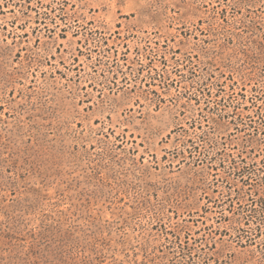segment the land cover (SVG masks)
<instances>
[{
    "label": "rangeland",
    "instance_id": "obj_1",
    "mask_svg": "<svg viewBox=\"0 0 264 264\" xmlns=\"http://www.w3.org/2000/svg\"><path fill=\"white\" fill-rule=\"evenodd\" d=\"M33 3L0 4V264H264V233L244 219L262 175L233 168L264 154V0ZM238 27L253 37L240 53L252 87L206 103L209 73L238 63ZM65 37L70 50L45 46ZM137 53L139 66H120ZM86 57L101 61L87 79ZM175 60L179 96L156 88ZM121 88L131 108L102 113ZM180 214L187 231L169 232Z\"/></svg>",
    "mask_w": 264,
    "mask_h": 264
},
{
    "label": "snow or ice",
    "instance_id": "obj_2",
    "mask_svg": "<svg viewBox=\"0 0 264 264\" xmlns=\"http://www.w3.org/2000/svg\"><path fill=\"white\" fill-rule=\"evenodd\" d=\"M40 0H34L33 3V7L36 6L37 3H39ZM180 2H183V0H178V3L174 5V7H179ZM241 2V0H216V4H220L221 7H227V8H232L234 6H238L239 3ZM3 3V0H0V4ZM209 6L211 7H215V5L213 4V0H208ZM221 15H223V13H221ZM241 15H243V13H241ZM223 21H221L222 23ZM21 23H23V21H21ZM242 21H237V25L239 26V24H241ZM35 27V25H34ZM204 27L206 28V30L208 31H212L213 30V25L211 24V22L209 20H207V18H205V23H204ZM238 31H239V35L236 36L237 41H242L241 43H237L236 48L232 49L233 54L236 56V60L238 63H236L235 65L230 64V63H226L224 65V69H220L219 66H217V71L219 73V75L215 78V80L213 81L212 79V73H209L207 81L204 82V86L207 87L208 89V94H209V101H206V103H220L221 105L224 104L225 100L231 102L233 100H235L236 96L242 95L243 94V90L245 88H250L252 87L250 81L246 83V81H248V77L244 75V73L240 70V66L244 65V61L240 56V53H243V55L247 56L248 52L246 51V49H250L252 47V45L248 44V40L249 39H253V37L251 36V34H248L247 38H245V29L244 28H239L238 27ZM61 35H64V33H61ZM261 40H264V37H261ZM257 46L260 49L261 52V56L264 57V43H261L260 41H256ZM46 47H49V50L51 51V49L53 48H60L61 50L63 49H71L73 47L72 45V41L71 39H68L67 37H65L64 41H53V43L48 46L45 45ZM182 47H184L185 49H187L188 51L186 52V56L187 55H196V52L193 51L192 49H189L188 43L185 42L181 45ZM112 51H115L114 48L111 49ZM203 50V49H202ZM73 59H76V54L75 53H69ZM129 53L127 50H125L124 52V56H128ZM163 55V54H161ZM169 55H171L173 58H175V53H170ZM155 58V54H153L152 56L149 57V62L151 59ZM48 58L44 59V62H47ZM165 59H167V57H165ZM63 60V58H62ZM69 64L73 63V60H68ZM79 65L84 69L83 72H81V75L85 76V79L88 78L87 74H92L95 75L96 74V65L100 64L101 61L99 59L95 60V63H93V58L92 57H86V60H79L78 61ZM141 63L140 61V54L137 53L136 55L132 56L130 60L128 61H121V67H123L126 71H130V65L132 64H136L137 66H139ZM181 64V61L179 60H175L174 63H170L169 64V68L171 69V71L168 73V76L166 77V79L168 80L167 86L166 87H162V85H164V79H162L161 81L156 83V88L160 89L164 94L169 95L170 91L171 94L177 95L179 96V93L177 92V89L173 87V77H172V73L175 72L176 76H179L181 80H184L185 76L187 75V73H181L180 69H179V65ZM75 66V65H73ZM162 66V65H161ZM112 68L111 66H108V71H111ZM249 72H252V69L249 68L248 69ZM239 76L240 79L237 80L236 77ZM259 76L260 79L262 81H264V58L261 59V67L259 69ZM154 79V77H153ZM189 83L191 82L190 80L188 81ZM178 83V82H177ZM239 85V87H238ZM83 88H85L86 90V85L82 86ZM233 90H235V95L233 93ZM120 91L123 93V95L119 96V97H113L111 99H108L107 97H105L103 100L100 101L99 104V110L103 113L105 110H112L115 111L117 107L120 108L121 111L124 110L125 107L127 108H131L132 104L129 103V100L135 96V92H133L131 89L127 92H125V90L123 88L120 89ZM141 91H143V89H141ZM185 95H187V89H183ZM145 96H147V93H145ZM261 100H262V106H264V93L261 94ZM136 101L133 100V103H135ZM243 101H236L235 106L239 107L241 104H243ZM201 111L203 112V109H201ZM189 118H191V113L189 112ZM179 142H183L182 140H180ZM193 171H195L193 169ZM200 176H203V173L199 174ZM259 195L261 197H264V187L260 188V193ZM262 203H264V200H262ZM205 208L207 209V205H205ZM210 211V209H207ZM169 232H175L177 234L179 233H184L187 231V227L184 224V217L183 214H180L179 218L175 221H169ZM143 259V258H141Z\"/></svg>",
    "mask_w": 264,
    "mask_h": 264
},
{
    "label": "trees",
    "instance_id": "obj_3",
    "mask_svg": "<svg viewBox=\"0 0 264 264\" xmlns=\"http://www.w3.org/2000/svg\"><path fill=\"white\" fill-rule=\"evenodd\" d=\"M258 114H260V113H258ZM261 116L263 118L264 114L263 115L261 114ZM231 161H232V163L234 165H236L235 164V162H236L235 159H232ZM240 161H242L243 165L241 167L233 166V168H235V172L238 173V174L246 173L247 176H249V177L252 176V175H254V176L257 175L258 176V174L260 173L262 175L260 177V182L262 183L261 184L262 187H264V154H263V157L260 160V164H261L260 166L255 164V163L252 164V165H247L244 160H240ZM254 193H256V195H258L260 193V188L256 189ZM258 200H259V204L256 203L255 204V208L253 207V208L249 209V212H254L255 214H258V215L257 216H253L251 213H249L248 216L245 217L244 219H245V222H250V221L254 222V220H252V219H257L258 222H256V223L254 222L256 224V231L258 232V234L263 235L264 232H262V230H261V228H262L261 224H264V215H263V213H264V203H262V200H264V197L259 196Z\"/></svg>",
    "mask_w": 264,
    "mask_h": 264
}]
</instances>
